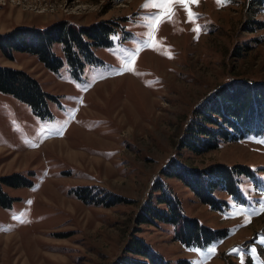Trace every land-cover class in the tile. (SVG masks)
Listing matches in <instances>:
<instances>
[{"label": "rangeland", "instance_id": "rangeland-1", "mask_svg": "<svg viewBox=\"0 0 264 264\" xmlns=\"http://www.w3.org/2000/svg\"><path fill=\"white\" fill-rule=\"evenodd\" d=\"M159 2L0 0V32L61 18H125L110 45L93 47L100 61H85L78 77L66 63L52 71L26 52L12 58L0 52V63L25 69L57 95L49 105L52 116L40 118L27 103L0 92V175L18 172L33 182L2 186L13 199L9 207L0 204V264H111L133 232L172 264H264V134L219 140L200 153L178 147L193 107L217 85L264 80V0L219 6L217 0H187L198 14L191 20L184 4L172 0V19L149 27L145 19L161 10L142 5ZM121 68V74L112 71ZM72 152L83 161L71 159ZM171 156L192 166L221 161L252 168L241 176L237 197L217 193L227 201L220 209L201 202L177 178L162 176L186 214L226 235L185 245L168 222L134 223L139 202ZM76 185L132 201L86 203L69 191Z\"/></svg>", "mask_w": 264, "mask_h": 264}, {"label": "trees", "instance_id": "trees-1", "mask_svg": "<svg viewBox=\"0 0 264 264\" xmlns=\"http://www.w3.org/2000/svg\"><path fill=\"white\" fill-rule=\"evenodd\" d=\"M122 17V16H121ZM125 18H105L78 23L61 18L44 25L18 24L0 32V52L12 58L16 51L34 55L49 70L57 71L64 63L70 74L78 77L85 61H100L94 48L112 43V35L122 29ZM124 33H127L126 31ZM94 47V48H93ZM0 92L8 93L31 108L40 118L52 116L49 107L57 95L45 90L38 79L23 68L0 63ZM264 134V80L236 78L217 85L193 107L182 134L179 148L200 153L218 145L219 140ZM246 163L213 161L192 166L171 156L152 181L147 196L139 202L134 223L173 225V237L185 245L203 246L223 237V228L201 224L195 216L184 212L178 195L162 178L175 177L194 192L203 203L220 209L227 201L217 194L225 191L239 195L241 176H250ZM32 180L18 172L0 175V204L12 202L3 185L31 186ZM86 203L109 206L128 203L132 199L106 188L76 185L69 189ZM111 264H172L170 258L154 250L141 236L131 233L123 252Z\"/></svg>", "mask_w": 264, "mask_h": 264}, {"label": "snow or ice", "instance_id": "snow-or-ice-1", "mask_svg": "<svg viewBox=\"0 0 264 264\" xmlns=\"http://www.w3.org/2000/svg\"><path fill=\"white\" fill-rule=\"evenodd\" d=\"M178 2L184 4L185 6V10L187 11L188 13V17L189 19L191 20L193 17L195 16H198V14L196 13H193L190 8H188V4H187V0H178ZM198 0H191V3H197ZM226 3L228 2V0H217V3H218V6L221 4V3ZM142 7H153V8H156L158 10H161L159 12V14H153L152 16L150 17H147L145 19V23L149 26V27H154V26H158L159 23H162L163 22V19L166 18V19H169L171 20L172 17L175 15L174 11H173V2L172 0H161V2L159 3H154V4H145V5H142ZM202 26H199L197 25V28L194 29L195 31H199L200 28ZM150 34V33H149ZM137 51H139V49H137ZM125 69L124 68H121L119 70L117 69H113L112 71L113 72H116L117 74H121ZM62 134V133H61ZM261 143H264V140H261L259 141ZM31 146H35L34 144L31 145ZM261 210L264 211V201L261 202ZM215 251V248L214 246L209 248L208 249V252L209 253H214ZM233 251H236V249H233ZM240 251H245V249L243 247H241Z\"/></svg>", "mask_w": 264, "mask_h": 264}, {"label": "bare ground", "instance_id": "bare-ground-1", "mask_svg": "<svg viewBox=\"0 0 264 264\" xmlns=\"http://www.w3.org/2000/svg\"><path fill=\"white\" fill-rule=\"evenodd\" d=\"M73 153V152H72ZM70 158L71 159H73V160H78V161H83L82 160V158L76 153V152H74L73 154H70ZM87 162H89L88 160H87ZM91 163V162H90ZM92 163H93V161H92Z\"/></svg>", "mask_w": 264, "mask_h": 264}]
</instances>
